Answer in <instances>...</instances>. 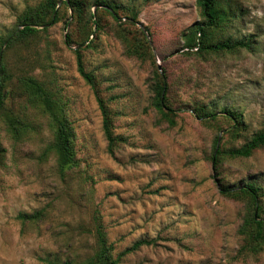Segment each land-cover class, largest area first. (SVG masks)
Instances as JSON below:
<instances>
[{
	"label": "rangeland",
	"instance_id": "374dc122",
	"mask_svg": "<svg viewBox=\"0 0 264 264\" xmlns=\"http://www.w3.org/2000/svg\"><path fill=\"white\" fill-rule=\"evenodd\" d=\"M39 1L0 0V37L17 29V17ZM113 1L134 5L137 24L123 26L122 32L124 19L117 23L102 14L101 30L82 53L114 115L113 133L124 140L113 156L107 153L94 93L77 71L76 46L65 44V19L27 44L4 51L12 76L6 106L14 115L27 116L34 131L15 143L0 121L5 150L0 264L83 262L97 248L95 218L115 259L137 240L153 241L118 264H264V251L240 256L243 203L221 195L215 183L255 182L262 187L264 209V149L249 158L225 159L217 172L210 161L216 149L240 145L226 134L230 122L223 118V107L242 114L249 134L264 126V0H234L240 12L226 34L251 41L249 48L205 58L182 49L181 34L200 18L196 0ZM64 12V18L72 13ZM139 26L151 33L145 34L150 52L145 60L127 56L120 37L136 42ZM148 55L168 77L177 113L173 128L157 124ZM21 75L34 76L67 103L76 167L61 173L55 155H43L53 133L46 118L14 93ZM200 103L216 107L215 121L203 123L194 116L190 107ZM40 210L38 221L18 219Z\"/></svg>",
	"mask_w": 264,
	"mask_h": 264
},
{
	"label": "trees",
	"instance_id": "16d2710c",
	"mask_svg": "<svg viewBox=\"0 0 264 264\" xmlns=\"http://www.w3.org/2000/svg\"><path fill=\"white\" fill-rule=\"evenodd\" d=\"M196 4L199 8L200 18L181 34L182 49L187 54L193 53L195 50V54L205 58L209 55L233 53L242 48H249L251 41L234 39L230 34H226L232 27V21L238 18L237 14L240 12V9L234 4V0H196ZM92 8H94L93 12L90 11ZM67 10L72 13L69 17L64 18V11ZM102 14L108 15L117 23H121V20L124 19V23L120 25L122 32L125 31L123 26H134L138 20V11L135 10L134 5H124L113 0H92L90 4L86 0H40L35 5L27 6L17 17V29L5 37H0V121L13 142L22 141L30 132L34 131V126L27 121V116L14 115L6 106L12 95V90L9 89L12 76L5 62L4 51L15 45L27 44L63 19H65L64 28L67 29L65 44L76 46L73 52L76 54L77 71L91 87L101 112L102 131L107 142V153L113 156L119 144L124 142L121 137L114 135V115L111 113L107 101L101 95L95 76L86 70L83 61L84 54L82 53L90 49L93 44L90 37L96 36V33L101 30L100 18ZM135 33L139 36L136 37V42L134 39L131 41L126 35L120 34L125 44V53L129 57L145 60L146 55L150 54L145 34L150 36L151 33L147 27L144 30L135 28ZM150 57L153 67L152 79L154 80L151 85L153 92L151 106L158 114L157 124H166L168 128H173L176 125L177 113L170 101L168 77L165 70L159 68L153 57ZM14 93L23 97L30 108L40 112L52 130L53 140L45 147L43 155L54 154L61 173L76 167L78 165L76 138L67 112V103L57 97L51 88H46L43 83L30 75L16 77ZM190 108L194 116L203 123L215 121L219 113L216 107L210 104L200 103ZM220 111L224 115L223 118L230 122L226 134L232 138V141H239L240 145H233L227 149H216L214 155L212 154L210 157L212 169L216 172L225 159L249 158L257 150L264 149V126L249 134L242 114L228 107H223ZM4 153L5 150L0 141V165L3 164ZM222 182L221 179L215 182L219 193L224 197L243 203V217L239 233L244 237V244L239 249V254L240 256H256L264 251L262 187L255 182H245L239 185H227ZM42 217L43 211L40 210L30 215L20 214L18 219L38 221ZM95 220L96 251L90 258L75 264H118L126 254L134 252L142 246L153 244L152 240H137L115 259L112 255L113 247L107 242L102 223L98 218ZM48 264L72 263L64 261L49 262Z\"/></svg>",
	"mask_w": 264,
	"mask_h": 264
},
{
	"label": "water",
	"instance_id": "95a60500",
	"mask_svg": "<svg viewBox=\"0 0 264 264\" xmlns=\"http://www.w3.org/2000/svg\"><path fill=\"white\" fill-rule=\"evenodd\" d=\"M139 27H140V29L144 30L143 26H139ZM218 140H219V139H218Z\"/></svg>",
	"mask_w": 264,
	"mask_h": 264
}]
</instances>
